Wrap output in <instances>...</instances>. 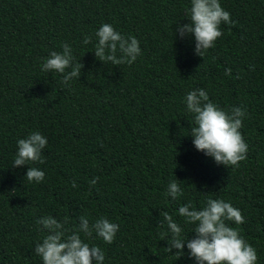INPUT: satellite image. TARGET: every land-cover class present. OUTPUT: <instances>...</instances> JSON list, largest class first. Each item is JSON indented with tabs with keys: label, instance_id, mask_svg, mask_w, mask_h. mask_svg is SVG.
Masks as SVG:
<instances>
[{
	"label": "trees",
	"instance_id": "1",
	"mask_svg": "<svg viewBox=\"0 0 264 264\" xmlns=\"http://www.w3.org/2000/svg\"><path fill=\"white\" fill-rule=\"evenodd\" d=\"M220 2L236 23H222L202 57L193 37L174 38L191 0H0V264H43L35 246L47 233L36 221L48 215L68 217L69 228L81 216L119 224L111 244L95 234L86 241L103 250L104 264H196L187 243L179 259L167 251L160 214L193 238L178 209H201L209 198L242 212L243 224L227 223L264 264V0ZM104 23L138 39L133 64L95 57ZM64 43L83 64L69 87L63 74L41 70ZM199 88L225 110H247L240 131L248 152L238 167L218 165L193 144L184 98ZM34 131L48 140L45 163L32 165L45 172L39 183L25 177L30 165L12 167L17 141ZM172 180L183 190L176 200L166 194Z\"/></svg>",
	"mask_w": 264,
	"mask_h": 264
},
{
	"label": "clouds",
	"instance_id": "2",
	"mask_svg": "<svg viewBox=\"0 0 264 264\" xmlns=\"http://www.w3.org/2000/svg\"><path fill=\"white\" fill-rule=\"evenodd\" d=\"M189 22L179 24L175 28V36L183 39L191 36L195 40V53L204 57L205 53L215 46L217 38L223 35L221 24L234 25L231 15L226 11L220 0H191V7L186 12ZM98 42L95 44V57L105 63L115 66L127 63L133 64L141 55V47L135 36L127 37L115 30L114 26L104 23L95 33ZM92 42V36L85 35L82 43ZM62 52L52 51L43 58L41 70L54 71L63 74L61 81L66 87L73 78H80L83 64L76 61L72 48L64 43ZM225 75L231 76L232 69H225ZM240 78L239 74L235 77ZM187 111L194 114L195 126L191 128L190 136L198 151L214 158L218 165L238 167L239 162L247 158L248 145L240 131L247 110L242 106H233L229 110L214 103L208 92L194 89L185 96ZM48 144L47 138L39 131L30 133L26 138L17 141V152L12 167L30 165L25 177L29 182H42L45 172L32 166L44 164L43 150ZM98 177L90 181L95 185ZM73 187L76 182L73 181ZM173 200L183 195L176 180L169 182L167 193ZM178 213L186 224L193 225L196 235L193 238H182L183 229L173 216L167 212L160 215L166 222L171 238L167 239L166 249L174 252L178 259L184 255L185 243L190 257L196 264H256L257 250L241 236L239 230L227 222L241 225L245 222L242 212L232 203L223 199L209 198L206 206L197 209L191 203L179 207ZM78 226L69 228L68 217L63 220L53 215L40 217L36 223L46 231L42 242L35 246V253L43 260V264H104L105 254L97 245H90L87 240L93 234L111 244L119 230V224L111 222L106 217H100L90 222L86 216H81ZM191 231V232H192ZM166 239V238H162Z\"/></svg>",
	"mask_w": 264,
	"mask_h": 264
}]
</instances>
